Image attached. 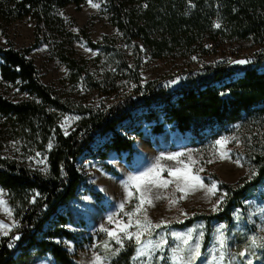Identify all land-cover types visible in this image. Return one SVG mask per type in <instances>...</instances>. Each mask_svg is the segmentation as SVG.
<instances>
[{"label": "trees", "instance_id": "16d2710c", "mask_svg": "<svg viewBox=\"0 0 264 264\" xmlns=\"http://www.w3.org/2000/svg\"><path fill=\"white\" fill-rule=\"evenodd\" d=\"M87 1L0 0V27L30 19L39 31L45 29L63 38L57 56L76 81L84 70V64L72 55L78 37L65 29L58 12L68 5L79 9ZM98 1L109 24L132 50L133 67L128 66L124 51L109 39L97 43L86 35L83 39L89 47L113 56L122 70L131 73L137 86L132 95L104 110L92 112L72 105L44 85L29 57L35 45L23 49L0 47L2 82L16 86L27 97L14 102L0 93L1 136L4 142H16L29 153L46 154L47 164L42 173L19 160L0 157V187L7 192L8 206L17 221L0 238V264H35L45 256H50L54 264H76L56 239L74 240L66 225L73 222L69 205L84 186L78 164L88 157L103 162L112 152L127 153L131 158L134 139L143 134V123L156 135L167 127L190 133L192 144L203 148L231 126L242 124L240 137L247 132L246 141L255 143H248V153L244 154L255 172L251 179L244 176L228 184L212 176L218 181L223 200L221 211L202 215L206 223L202 251L210 240L209 223L225 222L229 226L232 213L242 209L244 201L264 183V139L259 136L264 130V0ZM245 41L262 47L260 54L246 64L228 60L204 64L186 72L174 87L170 86L171 80L141 83L142 53L158 60L203 57ZM70 113L84 116L64 134L59 122ZM103 167L108 165L104 163ZM193 222L194 217L178 227ZM16 236L20 238L14 239ZM132 253V248L123 251L112 264H129Z\"/></svg>", "mask_w": 264, "mask_h": 264}, {"label": "rangeland", "instance_id": "374dc122", "mask_svg": "<svg viewBox=\"0 0 264 264\" xmlns=\"http://www.w3.org/2000/svg\"><path fill=\"white\" fill-rule=\"evenodd\" d=\"M58 15L65 29L78 37L72 45V55L84 64V70L76 81L57 56L56 49L64 43L63 38L45 29L39 31L30 19L0 27V47L12 45L16 49H23L35 45L29 57L38 70L41 82L61 100L82 109L92 112L104 110L121 98L132 95L135 82L131 73L122 70L113 56L103 53L101 49L89 47L83 39L84 35L95 43L104 38L109 39V43H114L124 51L128 66L133 67L132 50L124 44L121 34L109 24L102 11L101 1L89 0L79 9L75 5H68ZM261 49L260 45L245 41L236 44V47L227 45L220 50L210 51L203 57H169L158 60L142 53L139 67L141 83L171 80L170 86L174 87L184 79L186 72L204 64L223 60H249L252 56L259 55ZM112 89L116 93L110 94ZM0 93L14 102L27 99L16 86L2 82L1 77ZM83 116L79 113L65 114L59 122L63 133L68 134ZM135 121L137 124V119ZM241 127L242 124H235L217 139H226L228 143L217 145L216 140L203 148L192 144L190 133L182 134L167 127L165 132L156 135L143 123V134L134 139L131 158L127 153L112 152L103 162L94 157L82 159L78 168L85 178L84 186L77 199L69 205L68 211L73 222L66 225V229L74 235V240L58 238L56 242L72 254L76 264H96L97 256L100 257L99 264H112L113 259L129 248L133 249L129 264H187L181 258L187 256L188 250L194 247L197 240L200 242L201 255L194 264H247L248 260H251V264H264V247L252 245L253 238L257 245L264 244V183L244 201L242 209H236L232 213V223L229 226L225 222L209 223L210 240L202 251L206 229L202 215L221 211L223 200L218 181L212 176L216 175L220 181L234 184L240 178L250 176L253 171L244 156L253 141H246L247 132L244 137H240ZM263 131L259 134L260 137L263 136L262 139ZM176 153L183 155L173 160L167 159ZM221 153H227V158L222 159ZM0 157L19 160L42 173L46 171V154H32L20 149L16 142H4L1 123ZM104 163L108 168L103 167ZM173 171L177 173L175 176L169 174ZM145 173L149 175L146 181L139 182L141 190L137 191L129 178ZM192 174L198 175L206 186L216 182L215 195L208 194L201 188L180 199L187 190L182 178ZM165 181L169 182L167 187L159 186ZM178 184L182 190H177ZM141 199H150L153 206L144 204V210L137 212ZM0 200L4 201L0 205V222L10 229L0 228L1 238L5 231L8 234L15 227L13 225L17 221L12 211L9 216L4 210L5 207H10L7 192L1 187ZM193 217L192 224L178 227ZM146 219L151 221V225L145 223ZM109 232L114 233V236L110 237ZM139 232H143L141 241H151V244H137L135 236ZM128 235L133 238L128 239ZM186 235L188 245L179 238ZM221 237L225 241L223 249L219 246ZM117 238L121 243H117ZM158 241L164 242L162 247L153 248L152 245ZM142 247L146 254L137 257V250ZM221 252L224 254L222 260ZM241 252L246 253L243 258L239 256ZM35 264L54 262L50 256H45Z\"/></svg>", "mask_w": 264, "mask_h": 264}, {"label": "snow or ice", "instance_id": "6c2138e0", "mask_svg": "<svg viewBox=\"0 0 264 264\" xmlns=\"http://www.w3.org/2000/svg\"><path fill=\"white\" fill-rule=\"evenodd\" d=\"M90 2H91V0H90ZM216 26L219 27V25H216ZM248 62H249L248 60H239V61H235L234 63H236V64H246ZM233 139H235V138L233 137ZM228 142H229L228 140L222 138L221 140H217L216 144L217 145H222V144H226ZM49 147H51V145H49ZM37 155H39V153ZM180 155H183V153H176V154L170 155V156L167 157V159L173 160V159H176ZM221 158L222 159L227 158V153H221ZM208 162L211 163L212 161H208ZM200 171H203V169H200ZM169 174L175 176L177 173H176V171H173V172H170ZM148 175H149V173H145V174L138 175V176H132L129 179L137 187V191H140L141 189H140L139 182L146 181V178L148 177ZM254 175H255V172L252 173V176H254ZM252 176H250L249 179H251ZM182 179H183V183H184V185H185L187 190L185 191V194L180 197V199L186 198V196L188 194H191L192 192H194L196 190H199L201 188L205 189L206 193H208V194L215 195V193H216V188H217L216 182H212L210 184V186H206L203 183V180L198 175H195V174L184 176ZM147 182L150 183L151 181H147ZM168 183L169 182L165 181L163 184H161L159 186L167 187ZM177 190H182L180 184L177 185ZM156 198L159 199V197H156ZM172 203L174 204L175 201H172ZM3 204H4V201L0 200V205H3ZM144 204H148L149 206H153L152 205V201L150 199L149 200L141 199L140 204L137 205V212L144 210L143 209V205ZM122 207H123V205H121V208ZM4 210L9 216H11V210L10 209L5 207ZM109 221L111 222V218H109ZM145 223L148 224V225H151V221H148L147 219H146ZM13 226H15V225H13ZM159 226L160 225H155V227H159ZM0 228L9 229V226L3 224V222H0ZM221 228H223V225L221 226ZM121 231H123V229H121ZM3 234L7 235V232L5 231ZM190 234H191V232H189L188 235H190ZM141 235H143V232H139L135 236L137 244H144L145 246L147 244H151V241L142 242L141 239H140ZM200 235L202 236L203 234L201 233ZM109 236L110 237L114 236V233L109 232ZM19 238H20L19 236L14 237V239H19ZM127 238L128 239H132L133 237L131 235H128ZM179 238L183 240L185 245H188L189 240H188V236L187 235L186 236H181ZM117 243H121V241L118 238H117ZM163 243H164L163 241H158L154 245H152V247L155 248V249H159V248L162 247ZM252 245L254 247L255 246L264 247V244L257 245L255 238H253V240H252ZM219 246H220L221 249H223L225 247V241H224L223 237H221V239L219 241ZM105 247L107 248V244L105 245ZM199 249H200V242H199V240H197L195 242V244H194V247H192V248H190L188 250L187 256L186 257H182L181 259L186 260L187 264H194V262L197 260V258L201 255ZM116 251L118 252V250H116ZM145 254L146 253L143 250V247L137 250V257L144 256ZM245 255H246L245 252L239 253V256L241 258H243ZM223 258H224V254H223V252H221L220 259L222 260ZM233 258H235V257H233ZM99 262H100V257L97 256L96 257V264H99ZM247 264H251V260H248Z\"/></svg>", "mask_w": 264, "mask_h": 264}, {"label": "built area", "instance_id": "2783aa9c", "mask_svg": "<svg viewBox=\"0 0 264 264\" xmlns=\"http://www.w3.org/2000/svg\"><path fill=\"white\" fill-rule=\"evenodd\" d=\"M134 88H137V86H135Z\"/></svg>", "mask_w": 264, "mask_h": 264}]
</instances>
